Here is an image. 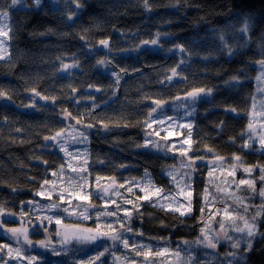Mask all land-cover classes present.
<instances>
[{"label":"clouds","instance_id":"1","mask_svg":"<svg viewBox=\"0 0 264 264\" xmlns=\"http://www.w3.org/2000/svg\"><path fill=\"white\" fill-rule=\"evenodd\" d=\"M0 157V264H264V0H0Z\"/></svg>","mask_w":264,"mask_h":264},{"label":"snow or ice","instance_id":"2","mask_svg":"<svg viewBox=\"0 0 264 264\" xmlns=\"http://www.w3.org/2000/svg\"><path fill=\"white\" fill-rule=\"evenodd\" d=\"M176 134L172 133V132H168L167 136L165 137L166 139H170L172 137H174ZM185 143H188L187 141H185ZM53 176H55V173H53ZM123 187V185L121 186ZM140 192L142 193L141 196H139L138 198L140 200L143 201H147L150 200L153 197L159 196V191L158 190H148V187H142L140 188ZM38 195L44 199H52L53 198V193H49L47 196L45 195L44 192H40L38 193ZM189 195H191L189 193ZM73 199L76 200H83V201H87L88 200V196L86 195H81V194H76ZM61 202H63V197H61ZM71 201H69L70 203ZM132 204V201H129V205ZM103 207L105 209H109L112 207L111 204L105 203L103 205ZM123 215H128L129 212L125 211L124 213H122ZM56 225H61L63 227L64 230V235L68 238L75 236L77 234H81V233H86V234H99L101 236H105V235H109L110 233H112L114 231V227L112 224H105L99 217L96 218V222L94 223L93 226H88L86 224L83 223H67L65 224L63 221L61 220H56L55 221ZM19 227H24V221L21 220L19 221V226L17 227H13V230H16ZM107 229V231L105 230ZM161 255H164V253H160ZM146 256L151 255V253H146Z\"/></svg>","mask_w":264,"mask_h":264},{"label":"trees","instance_id":"3","mask_svg":"<svg viewBox=\"0 0 264 264\" xmlns=\"http://www.w3.org/2000/svg\"><path fill=\"white\" fill-rule=\"evenodd\" d=\"M17 151H19V149H17ZM4 157H0V159H3ZM0 191H7L6 189H0ZM25 197H30V193H25ZM36 200H43L41 199L39 196L36 197ZM18 210V209H17ZM88 226H90L89 224H86ZM9 226H14L17 227L19 226V220H13L11 223H9ZM5 240H3V238H0V243H4Z\"/></svg>","mask_w":264,"mask_h":264},{"label":"rangeland","instance_id":"4","mask_svg":"<svg viewBox=\"0 0 264 264\" xmlns=\"http://www.w3.org/2000/svg\"><path fill=\"white\" fill-rule=\"evenodd\" d=\"M39 197H40V196H39ZM40 198L43 199V200H39L41 203L46 202L44 198H42V197H40ZM8 226H9V225H8ZM10 227H14V226H10ZM52 227H55V225H53Z\"/></svg>","mask_w":264,"mask_h":264},{"label":"flooded vegetation","instance_id":"5","mask_svg":"<svg viewBox=\"0 0 264 264\" xmlns=\"http://www.w3.org/2000/svg\"><path fill=\"white\" fill-rule=\"evenodd\" d=\"M0 238H3V237H0ZM3 240H5V239L3 238Z\"/></svg>","mask_w":264,"mask_h":264}]
</instances>
